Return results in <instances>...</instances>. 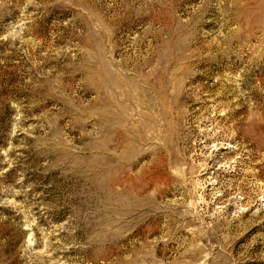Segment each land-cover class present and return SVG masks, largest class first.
Wrapping results in <instances>:
<instances>
[{
  "label": "rangeland",
  "instance_id": "1",
  "mask_svg": "<svg viewBox=\"0 0 264 264\" xmlns=\"http://www.w3.org/2000/svg\"><path fill=\"white\" fill-rule=\"evenodd\" d=\"M0 264H264V0H0Z\"/></svg>",
  "mask_w": 264,
  "mask_h": 264
}]
</instances>
